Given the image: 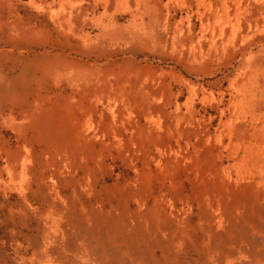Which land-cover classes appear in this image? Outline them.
<instances>
[{"label": "rangeland", "instance_id": "rangeland-1", "mask_svg": "<svg viewBox=\"0 0 264 264\" xmlns=\"http://www.w3.org/2000/svg\"><path fill=\"white\" fill-rule=\"evenodd\" d=\"M0 59V147L27 154L19 183L0 152V264H264V0H0ZM30 180L79 223L43 194L11 216Z\"/></svg>", "mask_w": 264, "mask_h": 264}, {"label": "bare ground", "instance_id": "bare-ground-1", "mask_svg": "<svg viewBox=\"0 0 264 264\" xmlns=\"http://www.w3.org/2000/svg\"><path fill=\"white\" fill-rule=\"evenodd\" d=\"M162 19V18H161ZM164 19V18H163ZM233 23V22H232ZM162 24V23H161ZM235 24V23H234ZM170 25V24H169ZM189 25V24H188ZM157 26H158V24H157ZM160 27V26H159ZM180 27V26H179ZM186 27V26H185ZM161 28V27H160ZM166 30V29H165ZM172 32V31H171ZM236 36V34L235 33H233V36L232 37H235ZM249 37V35H248V32H245V33H242V34H240V38H241V40H245V39H247ZM235 39V38H234ZM105 42L104 41H102V44H104ZM107 43H111L110 41H107ZM113 54H114V52H113ZM11 55V54H10ZM113 56V55H112ZM159 56V55H158ZM111 57V56H110ZM167 57V56H166ZM250 57V56H249ZM1 58H2V60L4 61V62H6V60L9 58V56H8V58H6L5 57V55H3V54H1ZM72 58V57H71ZM1 60V59H0ZM20 61V58L19 57H14V56H10V62H11V65H12V67L13 66H16L15 65V63L16 62H19ZM80 63V62H79ZM116 63V62H115ZM142 63V62H141ZM74 65V64H73ZM72 65V66H73ZM82 65V64H81ZM71 65H69V67H70ZM75 66V65H74ZM84 66V65H83ZM141 66V65H140ZM86 67V66H85ZM142 67V66H141ZM153 67V66H152ZM169 67V66H168ZM72 68V67H71ZM78 68V67H77ZM83 68V67H82ZM146 68H148V66H146ZM160 68V66L158 67V69ZM171 68H173V67H171ZM76 69V68H75ZM79 69V68H78ZM141 69V68H140ZM152 69V68H151ZM157 69V70H158ZM162 69V68H161ZM160 69V70H161ZM168 69V68H167ZM176 69V68H175ZM68 70H70V69H68ZM68 70H66V68L64 67H61L59 70H58V72H57V74H56V76H55V78L56 79H58V77L59 78H65V79H67L68 80V82H71V83H73L75 86H76V88H78V87H82V88H84V89H90V84H91V77H90V75L88 74V72H87V70H86V68L84 69H82V71L84 70V71H86V72H82L81 71V69H79L80 70V72H76V73H74V70H73V73L72 72H70V71H68ZM155 70V69H154ZM159 70V71H160ZM162 71V70H161ZM165 71V70H164ZM163 71V72H164ZM82 72V73H81ZM152 72V71H151ZM166 72V71H165ZM169 72V71H168ZM167 72V73H168ZM155 73H157L156 71H155ZM154 73V74H155ZM160 73V72H159ZM175 73V72H174ZM164 74V73H163ZM166 74V73H165ZM171 74V73H170ZM176 74V73H175ZM145 75V74H144ZM147 75V74H146ZM167 75V74H166ZM181 75V74H180ZM179 75V76H180ZM161 76V75H160ZM159 76V77H160ZM163 76V75H162ZM171 76V75H170ZM147 77V76H146ZM149 77V76H148ZM152 77V76H151ZM156 77H158V76H156ZM154 78H155V76H154ZM153 78V79H154ZM64 80V79H63ZM59 81V80H58ZM67 82V83H68ZM160 85V84H159ZM153 87V86H152ZM11 89H6V90H4L3 91V94H2V96H0V112L1 111H3V109L6 107V106H8V105H11V106H16V105H22V96H17L16 95V93H17V89L15 88V87H10ZM71 90V89H70ZM78 90V92H79V89H77ZM156 90V89H155ZM154 90V91H155ZM82 91V90H81ZM85 91V90H84ZM83 91V92H84ZM82 92V93H83ZM88 92V91H87ZM71 92L69 91V94H70ZM72 93H73V90H72ZM71 93V94H72ZM77 93V92H76ZM80 93V92H79ZM70 94V95H71ZM74 94V93H73ZM84 94V93H83ZM82 95V94H81ZM81 95H79L80 97H81ZM89 95V94H88ZM80 97H76V98H78V100H79V98ZM87 97V96H86ZM75 98V99H76ZM82 99V97L80 98V100ZM84 99V98H83ZM82 99V100H83ZM86 99V98H85ZM72 102H73V100H72ZM77 103H80V102H77ZM74 105L76 104V103H73ZM72 104V105H73ZM82 105H83V103H82ZM66 106V105H65ZM87 106V105H86ZM67 108H68V106H67ZM72 108V107H71ZM69 109V108H68ZM65 114V113H64ZM71 116V115H70ZM35 120V119H34ZM71 121V120H70ZM32 122H33V120H32ZM79 126H81V125H79ZM41 136H42V138H43V140H44V145L42 146V148H41V152H43V153H45L46 155H48V154H50V152H53V150L52 151H50V149H51V147H52V144L54 143V142H56V143H58V144H60L61 145V150H64V151H66V153L68 152V149H70V148H68V140H69V130L68 131H66L65 133H61V137L60 138H58V140H56V138L54 137V136H52V133H51V131H50V129L49 128H47V126H45L44 124H41ZM81 128V127H80ZM19 129L21 130V125L19 126ZM77 131H79V129L77 130ZM76 132V131H75ZM80 132V134H82L81 133V131H79ZM33 133V132H32ZM78 134V133H77ZM28 136V135H27ZM36 137H38V136H35V138ZM30 139H31V137H30ZM29 140V139H28ZM32 140V139H31ZM35 140V139H34ZM54 141V142H53ZM24 142V141H23ZM28 142H30V141H28ZM24 144V143H23ZM22 145V144H21ZM24 147H27V146H24ZM29 147V146H28ZM73 148V147H72ZM30 150V149H29ZM34 150V149H33ZM25 151V150H24ZM55 151H57V150H55ZM0 152L4 155V161H5V166L8 168V169H10V170H15V169H17V167H18V165H19V163H20V165H21V170L20 171H15V172H13L11 175H10V178L11 179H13V180H15L16 178H17V180L19 181V183H20V179H22L23 178V175H24V171H25V168H26V166H25V164H24V161H25V157H26V155H25V157H24V154H23V152H22V150H21V147H20V145H18V147L15 149V150H13V149H10V148H8V147H6V145L5 144H2V146L0 147ZM28 152V151H27ZM40 152V153H41ZM57 153V152H56ZM58 153H59V151H58ZM65 153V152H64ZM35 154V153H34ZM38 154H39V152H38ZM63 154V153H62ZM40 156V155H39ZM70 156V155H69ZM31 158V157H30ZM37 158V157H36ZM39 158V157H38ZM47 158V157H46ZM60 158V157H59ZM62 158V157H61ZM69 158V157H68ZM48 159V158H47ZM28 161H29V157H28V159H27ZM37 160V159H36ZM42 160V159H41ZM60 160V159H59ZM43 161H44V159H43ZM69 161H71V160H69ZM54 162H55V158L54 157H51V160H49L48 162H41L40 161V163L39 162H37V163H39L40 164V166H41V171L40 170H38V171H40L38 174V178L41 180L42 179V177L46 174V173H49L51 176H53V175H56L55 173L56 172H54V171H52V170H45V168L46 167H49V166H51V165H53L54 164ZM57 162V161H56ZM60 163H61V161H60ZM65 163V162H64ZM68 163L69 162H67V164H66V166L68 165ZM72 163H75V162H71V164ZM35 164H36V162H35ZM39 164H38V166H39ZM56 164V163H55ZM70 165V164H69ZM68 165V166H69ZM36 166V165H35ZM37 166V167H38ZM55 166V165H54ZM65 166V165H64ZM71 166V165H70ZM73 166V165H72ZM76 166H77V164H76ZM56 167V166H55ZM54 167V168H55ZM60 167V166H59ZM58 167V168H59ZM63 167V166H62ZM75 167V166H74ZM68 168H70V167H68ZM72 168V167H71ZM76 168V167H75ZM74 168V169H75ZM62 169V168H61ZM72 170V169H71ZM63 171V170H62ZM65 171V170H64ZM68 172H70V171H68ZM63 173V172H62ZM65 173H66V171H65ZM58 175L60 174L59 172L57 173ZM30 175V174H29ZM32 175V174H31ZM30 175V176H31ZM24 176H26V175H24ZM30 176H28V177H30ZM33 176V175H32ZM35 176V175H34ZM50 176V177H51ZM62 176H65V177H67L66 175H62ZM57 177V176H56ZM19 178V179H18ZM68 178V177H67ZM75 178V177H74ZM66 179V178H65ZM53 180H55V179H53ZM70 180V178H68L66 181H69ZM57 181H58V179H57ZM72 181V180H71ZM24 182V181H23ZM27 182V181H26ZM29 182V181H28ZM64 182V181H63ZM70 182V181H69ZM68 182V183H69ZM33 183V180H30V182L26 185V184H24V185H22V184H20V186H19V188H20V194H21V198H22V202L21 203H19L18 204V209H17V211L16 212H14V213H12L11 214V216H13V217H19V223H25L29 218H30V212L27 210V208H26V206H25V204H29L30 205V203H29V199L31 198V199H40L41 198V196H40V194H43V196H42V198H45L46 199V201L48 202V205L49 206H53L54 207V210H56L59 214H63V215H65L68 219H69V221H72V222H78V220L74 217V216H76V217H79V213L78 212H76V211H73L72 209H71V207H70V204H72L71 203V199L73 198H71L70 197V195L69 194H67L66 195V205L65 206H57L56 205V203H55V201L49 196V194H48V192L47 193H45L44 194V186H45V184H44V182H38L37 183V185L39 186L38 188L37 187H32L31 186V184ZM70 184V183H69ZM70 188V187H69ZM68 188V189H69ZM76 190V189H75ZM132 195V194H131ZM135 196V195H134ZM75 197V196H74ZM76 198V197H75ZM73 200V199H72ZM78 200V199H77ZM79 201V200H78ZM77 201V202H78ZM74 202H75V200H74ZM80 203V202H79ZM82 203V202H81ZM74 204V203H73ZM75 204H77V203H75ZM80 205V204H79ZM81 206H83V205H81ZM74 207H76V206H74ZM83 208H85V207H83ZM82 210V209H81ZM85 210V209H84ZM84 210H83V215H86V212H84ZM137 212V211H136ZM132 213V212H131ZM88 214V213H87ZM97 214V213H96ZM89 215V214H88ZM83 217L85 218V216H82V219H83ZM123 220V219H122ZM79 223V222H78ZM129 225V224H128ZM37 228H39V226L37 227Z\"/></svg>", "mask_w": 264, "mask_h": 264}]
</instances>
